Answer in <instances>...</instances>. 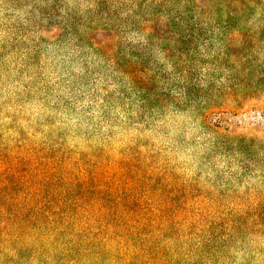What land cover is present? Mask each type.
<instances>
[{
    "label": "rangeland",
    "instance_id": "1",
    "mask_svg": "<svg viewBox=\"0 0 264 264\" xmlns=\"http://www.w3.org/2000/svg\"><path fill=\"white\" fill-rule=\"evenodd\" d=\"M0 264H264V0H0Z\"/></svg>",
    "mask_w": 264,
    "mask_h": 264
}]
</instances>
